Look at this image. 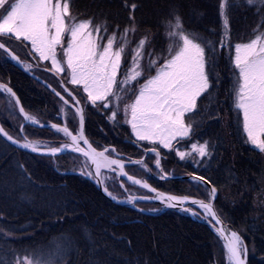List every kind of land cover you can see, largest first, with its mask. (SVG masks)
Returning a JSON list of instances; mask_svg holds the SVG:
<instances>
[{"label":"snow or ice","instance_id":"obj_1","mask_svg":"<svg viewBox=\"0 0 264 264\" xmlns=\"http://www.w3.org/2000/svg\"><path fill=\"white\" fill-rule=\"evenodd\" d=\"M245 3L256 7L261 15L247 39L233 42L229 22L233 3L219 0L221 31L208 30L207 35L194 31L186 26L181 13L173 10L161 21L163 44L158 46L156 34L138 25L135 16L138 5L133 0H123L122 6L127 10L123 24L107 17L81 14L74 10L72 0H0V59L15 61L33 75L40 71L56 78L58 88L50 83L47 87L59 98V122H42L37 115L25 111L10 81L0 80V93L11 107L18 109L24 121L41 128L50 127L62 138L58 145L29 139L27 134L21 139L3 125L0 136L49 157L66 151L79 154L83 158L80 174L95 180L113 200L119 198L110 190L107 180L115 178L107 173L124 176L155 194L129 195L126 202L133 207H138V201L158 200L167 208H179L208 219L223 241L225 264H264V237L257 249L254 237L246 238L243 230L225 224L214 204L218 188L210 177L195 170L186 173L197 191L205 193L204 198H198L160 191L146 179H137L125 170V164L131 163L151 172L144 162V156L151 153L149 159L158 170L156 174L166 179L170 173L161 165L162 149L197 166L212 159L215 146L208 140H192L194 124L186 115L200 114L198 101L205 93L210 95L209 89L219 83L218 77H210L216 59L225 55L233 77L229 94L232 109L244 143L264 153V0ZM17 48L24 50L31 61L22 59ZM91 109L102 112L113 127L128 125L134 137L132 142L143 148L141 158L126 161L111 144L94 146L85 134V121ZM209 118L213 116L210 114ZM69 120L77 126L70 128ZM19 131L25 132L23 123ZM185 139L192 142L181 147ZM119 186L124 188L123 182ZM258 204L264 211V196ZM145 210L138 208L140 212ZM0 235L12 237L15 233L0 227ZM80 247V242L73 239L57 244L54 249L18 251L0 247V264H70L72 251ZM83 247L90 253L89 264H107L92 259L98 247L87 230Z\"/></svg>","mask_w":264,"mask_h":264},{"label":"trees","instance_id":"obj_2","mask_svg":"<svg viewBox=\"0 0 264 264\" xmlns=\"http://www.w3.org/2000/svg\"><path fill=\"white\" fill-rule=\"evenodd\" d=\"M133 2L138 5L135 10L138 25L156 34L158 46L163 44L161 21L173 10L179 11L186 26L194 31L205 35L208 30L221 31L219 0ZM241 2L244 4L239 5ZM72 3L74 10L84 15L107 17L121 24L127 19L123 0H72ZM232 3L229 19L232 37H248L261 15L245 0ZM20 54L26 56L24 50ZM224 57L216 59L210 77H218L219 83L209 89L210 95L205 93L198 101L200 114H187L194 124L192 140H208L215 146L212 159L204 166L191 164L187 169L179 160L166 156L163 163L167 170L174 169L179 174L195 170L210 177L218 188L215 205L220 215L233 229L243 230L246 238L254 237L259 249L264 237V211L258 204L264 196V156L244 143L229 95L233 77L230 66L225 72ZM2 60L0 80L10 81L26 108L55 121L53 95L9 60L3 63ZM226 64L229 65L228 61ZM210 114L213 118H209ZM94 117L91 124L101 127L105 134L99 142L112 143L115 137H131L123 125L113 127L103 113ZM65 178L49 159L16 150L0 138V227L15 233L12 237L0 235V247L18 251L54 249L58 242L73 239L81 247L72 251L70 264H89L90 253L83 247L87 230L98 247L92 259L107 264H221L222 242L207 226L173 212L144 215L110 201L108 205L88 182L75 176H69L66 182ZM184 190L179 193L191 191L185 185Z\"/></svg>","mask_w":264,"mask_h":264},{"label":"flooded vegetation","instance_id":"obj_3","mask_svg":"<svg viewBox=\"0 0 264 264\" xmlns=\"http://www.w3.org/2000/svg\"><path fill=\"white\" fill-rule=\"evenodd\" d=\"M50 111V110H49ZM91 111H89L87 118H86V135L88 136L89 140L91 142H93L94 146H100L103 147L105 145L111 144L113 145L117 151L119 153L122 154V157L128 161L129 159L131 160H137L141 158V155L143 154V148L138 146L137 144H134L132 141L134 140V137L127 138L126 136L124 137H119L116 138L115 137V141H113L112 143H104L103 141L99 142V139L101 137H104L105 134L102 133V131H100V129L102 130L101 127H97L96 125L93 126V124H91V121L95 119L94 115L91 113ZM49 113V112H48ZM58 119V118H57ZM69 127L70 128H74L77 125L73 122V125L71 124L72 121L69 120ZM47 133L43 136H41L40 138L45 141V143H49L52 145H58L62 135H54L52 134L50 131H46ZM150 154L147 156H144L145 158V163L149 164V166H151V160L149 159ZM82 157H79V155L77 154H65L62 155L56 159H51L54 166H56L57 170L61 173V175L66 176L67 178L64 179V181L67 182V179H69V176H75L80 180L86 181L90 184L91 188L94 190H96L97 192L100 193V191L98 190L97 186L95 185V180H92L91 178L87 177V176H82L79 172V166L82 162ZM163 167H165L163 165ZM151 168V172L148 171L149 174L151 175H147L146 174V170L137 164V166H125V170L130 174L133 175L135 177H137L138 179H146L153 187L158 188L160 191H173L174 193H179V191H185L184 190V185L180 184L181 182H171L168 180H162L160 179L158 176H155V173H152V166ZM73 169H76L75 171ZM166 169V168H165ZM110 177H113L115 179H109L107 180V184L110 188L111 191L114 192V194H116L119 198V200H126V198L129 195L132 196H142V195H150L149 192H147L145 189L141 188L138 185L135 184H131L129 182H127L123 177L119 176L117 177L115 173H107ZM172 183L173 187H168V186H164L166 183L168 182ZM123 182L124 184V188H121L119 186V184ZM62 183V182H61ZM165 183V184H164ZM180 187V188H178ZM125 189H128L127 191H125ZM101 194V193H100ZM105 200V203H107L109 205V199H107L103 194H101ZM111 202V201H110ZM113 203V202H112ZM115 204V203H113ZM138 206L140 208H150L151 205H146V203H142V202H137ZM117 205V204H115ZM120 207H125V206H121V205H117ZM125 208H129V207H125ZM154 208V207H153ZM155 208H157V206H155ZM107 212L109 213V206H107L106 208ZM131 209V208H129ZM133 210V209H131ZM134 211V210H133Z\"/></svg>","mask_w":264,"mask_h":264},{"label":"rangeland","instance_id":"obj_4","mask_svg":"<svg viewBox=\"0 0 264 264\" xmlns=\"http://www.w3.org/2000/svg\"><path fill=\"white\" fill-rule=\"evenodd\" d=\"M239 1V0H238ZM244 4L243 2H241L239 5H242ZM237 5V3H234V6ZM251 7V6H250ZM240 13V11H238ZM256 25V24H255ZM255 27V26H253ZM222 29V27H221ZM232 29V28H231ZM249 37V36H248ZM248 37H240V38H236V37H232L233 39V42H238L240 41L241 39H247ZM12 47H16L15 44L12 45ZM18 52H21L22 50L17 48L16 49ZM26 57H30V56H26ZM2 60V59H1ZM224 61H225V72H227L226 68L230 65H227L226 64V61H228L227 59V56L225 55L224 57ZM2 63H3V60H2ZM51 74V73H49ZM45 75V74H44ZM46 76V78H45ZM44 78L47 79L51 84H57L55 79L53 78L52 74L51 75H45ZM56 86V85H55ZM57 106L59 107L60 106V103L57 104ZM0 115L1 117L4 119L3 121L5 122V124H7L6 126L10 127V130L12 133L15 134V136H17V138H20L21 137V133L19 131V125L22 123V120H21V117L19 116V114L17 113V109H14L13 107H11L9 104H8V100L7 98L5 97V95L3 93H0ZM73 125V122L71 123ZM24 134H27L28 137L30 139H40V131H36L35 128H32V127H25V132ZM54 134V133H52ZM192 141H187V139L184 140L183 143H181V147H186L188 144H190ZM253 147V146H252ZM162 155L166 156L169 158V160H175L177 159V161L179 163H183L184 165V169H187L188 167H190V165L192 164L190 160H185V161H181L179 159V157L175 156V153L174 152H170L169 150L167 149H162ZM169 154H171L172 156H169ZM152 155V154H151ZM150 155V156H151ZM263 156H264V153H263ZM151 165H155L154 162L151 160ZM182 164H180L181 166ZM155 170V169H154ZM174 170V169H173ZM156 172V170H155ZM174 173H178V171H174ZM178 182H181L180 184L182 185H185L187 186L191 191L190 194L192 195H196V196H205V193L203 192V190H200L199 192L197 191V188L193 185V184H189V183H185L183 182L182 180H177ZM168 182V181H167ZM169 183V182H168ZM165 184L164 186H170V187H173L172 184ZM62 241V240H61ZM54 244V243H53ZM57 244V243H56ZM58 244H62V243H59ZM55 248V247H54ZM222 249V248H221ZM220 263L221 264H225V261L223 259V255L221 253V259H220Z\"/></svg>","mask_w":264,"mask_h":264},{"label":"water","instance_id":"obj_5","mask_svg":"<svg viewBox=\"0 0 264 264\" xmlns=\"http://www.w3.org/2000/svg\"><path fill=\"white\" fill-rule=\"evenodd\" d=\"M12 62H13L17 67H19V68H21L22 70H24L22 65L17 64V62H15V61H12ZM24 71H25V70H24ZM40 81L43 82V83L47 86L48 83H46V82H44V81H42V80H40ZM49 89H50V88H49ZM25 123H28V122L25 121ZM28 124H29V123H28ZM0 125H1V123H0ZM34 126L39 127L38 125H34ZM40 128H41V127H40ZM44 128H50V127H44ZM1 137H2L6 142H8L10 145H12V146H14V147H16V148H18V149H21V150L27 151V152H31L29 149L21 148L20 145H18V144H13L11 141H7L5 137H3V136H1ZM66 152H67V151H66ZM31 153H33V152H31ZM62 153H65V152H62ZM62 153H59V154H62ZM35 154L42 155V156H48V155L41 154V153H35ZM59 154H57V155H59ZM129 164L132 165L131 163H129ZM123 177H124V176H123ZM124 178L127 180L126 177H124ZM166 179H170V180H190V178H189L187 175H183V176H170V175H169ZM128 181H129V180H128ZM129 182H131V181H129ZM95 185L97 186L98 190H99L102 194H104L105 196H107V195L104 193L103 188H102L100 185H98L96 182H95ZM138 186H140V185H138ZM152 194L155 195L154 193H152ZM107 197L109 198L110 201H112V202H114V203H116V204H119V205H122V206L130 207V208H133V209L138 210L137 207H133V205H131V204L125 202V201H121V200H113L111 197H109V196H107ZM138 202H139V201H138ZM146 202H151V203H156V204L161 205V206H162V211H161L160 213H152V212H149V211H144L143 213H145V214H149V215H157V214L164 213V212H166V211H172V210H178V211H181L179 208H167V207H165L164 205H162L158 200H149V201H146ZM214 202H215V201H214ZM186 206L196 207V206H194V205H186ZM183 212H184V211H183ZM186 213H188V212H186ZM188 214L190 215V217H191L193 220L204 223L205 225H207L210 229H212V230L215 232V230H214L213 227H212V224H210L209 221H207V220L205 221L204 218H203V216H200L201 219H199L197 216H193V215H191L190 213H188ZM224 222H225V221H224ZM225 224H226L229 228H231L230 225L227 224L226 222H225ZM215 233H216V232H215Z\"/></svg>","mask_w":264,"mask_h":264}]
</instances>
